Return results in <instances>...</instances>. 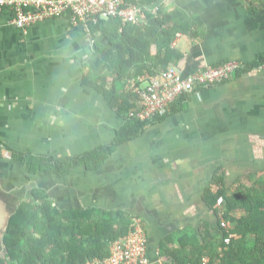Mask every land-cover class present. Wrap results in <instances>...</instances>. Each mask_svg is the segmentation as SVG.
I'll return each instance as SVG.
<instances>
[{
	"label": "crops",
	"instance_id": "obj_1",
	"mask_svg": "<svg viewBox=\"0 0 264 264\" xmlns=\"http://www.w3.org/2000/svg\"><path fill=\"white\" fill-rule=\"evenodd\" d=\"M160 4L194 25L190 35L177 33L170 46L181 55L175 66L184 76L264 57V0ZM12 19L9 10L0 11V255L9 218L41 190L60 209L139 217L150 264H172L167 251L182 249L180 237L188 239L183 249L191 252L189 239L201 240L217 228L204 196L216 175L228 194L264 182V68L255 66L180 98L176 110L120 146L97 170L33 174L14 153L78 156L109 145L125 121L85 80L107 74L90 33L63 18L43 19L23 32Z\"/></svg>",
	"mask_w": 264,
	"mask_h": 264
},
{
	"label": "trees",
	"instance_id": "obj_2",
	"mask_svg": "<svg viewBox=\"0 0 264 264\" xmlns=\"http://www.w3.org/2000/svg\"><path fill=\"white\" fill-rule=\"evenodd\" d=\"M125 1L141 6L149 19L148 24L122 25L110 18L90 24L93 49L107 74L97 77L89 74L85 79L125 121L124 125L109 145L78 156L55 159L14 153L13 159L26 165L33 174L60 176L79 166L97 170L120 146L139 138L148 126L163 118L157 116L142 121L131 115L140 106L135 85L140 87V77L153 76L180 61L181 55L170 46L177 33L190 35L194 25H187L180 11L165 13L162 4L155 5L157 0ZM61 18L70 23L69 16ZM96 34L102 38L97 39ZM152 49H155L154 54ZM263 60L264 57L253 64H245L239 73L254 66L257 68ZM175 103L170 112L176 110ZM204 196L217 220L222 213L224 220L230 222V229H222L217 221V228L203 233L201 240L189 239V243L193 242L191 252L183 249L188 239L180 237L182 249H169L167 259L172 264H199L203 257L209 258V264H264V182L238 187L235 193L228 194L222 176L216 175ZM220 198L224 204L218 207ZM133 218L120 210L60 209L46 192L34 190L31 198L20 203L8 220L1 236L0 264H84L88 260L106 258L110 244L132 230ZM229 235L233 238L225 244L224 238Z\"/></svg>",
	"mask_w": 264,
	"mask_h": 264
},
{
	"label": "built area",
	"instance_id": "obj_3",
	"mask_svg": "<svg viewBox=\"0 0 264 264\" xmlns=\"http://www.w3.org/2000/svg\"><path fill=\"white\" fill-rule=\"evenodd\" d=\"M9 10L13 14L11 24L25 32L32 24L43 19L69 16L70 23L89 34L90 24L99 19H114L122 25L143 26L148 24V17L143 8L125 0H0V11ZM155 13V12H152ZM240 62L231 61L216 67H205L184 76L177 66L153 76L138 79L141 87H136L140 98L138 111L131 115L142 120H152L157 116L170 113L172 105L181 97L192 94L200 87L215 86L230 81L244 69ZM257 68H264V60ZM224 204L223 198L217 200V206ZM217 220L224 230H229L230 222L218 214ZM132 230L110 244L109 255L103 259H92L84 264H150L147 257V241L142 220L134 217ZM233 235L224 238L229 244ZM199 264H209V258L203 257Z\"/></svg>",
	"mask_w": 264,
	"mask_h": 264
},
{
	"label": "rangeland",
	"instance_id": "obj_4",
	"mask_svg": "<svg viewBox=\"0 0 264 264\" xmlns=\"http://www.w3.org/2000/svg\"><path fill=\"white\" fill-rule=\"evenodd\" d=\"M133 86H134V85H133ZM2 253H3V251H2ZM2 253H1V254H2Z\"/></svg>",
	"mask_w": 264,
	"mask_h": 264
}]
</instances>
